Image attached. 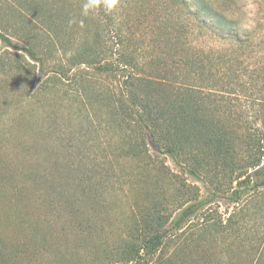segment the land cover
I'll return each mask as SVG.
<instances>
[{
	"label": "trees",
	"instance_id": "trees-1",
	"mask_svg": "<svg viewBox=\"0 0 264 264\" xmlns=\"http://www.w3.org/2000/svg\"><path fill=\"white\" fill-rule=\"evenodd\" d=\"M81 4L0 0V40L29 59L9 49L11 56H0V92L16 89L11 96L17 107L0 115V138L28 123L43 136L58 132L18 111L25 98L53 117L51 125L73 123V131L58 133L78 160L82 196L96 208L108 204V195L126 196L136 186L100 163L113 157L136 165L142 178L137 188L151 186L152 199L131 213L125 237L107 259L171 264L165 257L171 244L212 254L205 245L214 235L246 236L249 216L258 225L250 232L262 236L264 263V67H249L235 51L192 45V18L212 15L208 0H121L118 13L83 18L84 27ZM6 168L4 163L0 172ZM55 185L41 178L32 193L46 191L53 203ZM63 190L59 204L71 194L72 204L83 208L79 226L92 237L89 205ZM225 200L234 207L226 220L218 207ZM255 204L258 210L250 207ZM20 254V246L0 239V264H20Z\"/></svg>",
	"mask_w": 264,
	"mask_h": 264
},
{
	"label": "rangeland",
	"instance_id": "rangeland-1",
	"mask_svg": "<svg viewBox=\"0 0 264 264\" xmlns=\"http://www.w3.org/2000/svg\"><path fill=\"white\" fill-rule=\"evenodd\" d=\"M208 1L212 5V15L192 18L190 32L192 45L207 51H235L249 67H264V0ZM8 49L0 40V56L7 55ZM17 53L25 55L22 51ZM27 60L29 61L28 58ZM38 83L37 72L35 87ZM15 92L16 89H12L10 93ZM11 94L5 96L4 92H0V115L9 114L17 109L15 98ZM18 111L27 113L23 115L32 117L33 122L37 124L41 119L43 129L54 127L53 129H57L58 132L59 129L73 131V123L69 128L63 120H56L57 123L51 125L53 117L44 114L35 99H23ZM76 126L78 124L74 123V128ZM58 132L43 136L38 125L35 127L28 123L23 127L19 126L11 135L7 132L6 136H1L0 157L3 160H0V163L1 165L5 163L7 168L1 169L0 172V239L3 243L20 246L21 259L18 261L20 264H121L107 257L118 247L119 239L125 237L131 213L137 214L150 202L152 198L148 192H152L153 188L151 186L147 188L145 185L137 188V183L142 178L137 175L139 173L132 161L118 162L113 157H108L100 164L106 162L104 168L108 165L113 166L115 171L122 174L125 182L129 181L130 184L132 181L136 186L128 190L126 196L108 195L107 199L110 200L104 208L92 206L81 193L83 185L79 179L84 176L76 170V165H79L77 158H74L76 155L72 153L68 142L60 140L62 136ZM68 135L69 133H66L65 138H68ZM98 156L99 154L92 158L95 160ZM163 162H166L172 171H179L171 159L164 158ZM110 177L113 182L112 171ZM41 178L56 184L57 193L52 196L53 203L46 191L38 189L35 196L32 193L34 184L41 181ZM189 182L195 183L191 178ZM198 185L202 186L201 183ZM63 188L71 191L85 207L89 205L85 209L92 220L89 230L92 237L87 236L86 228L81 230L83 225L79 226L85 222L83 208L79 206L81 204L74 206L70 200L71 194L62 195L59 204L57 196L64 191ZM23 189L25 190L22 192ZM205 194L203 192V195ZM253 206L257 205L250 207ZM218 207L224 220L234 208L226 200L220 202ZM72 209H75L74 213H71ZM246 219L247 235L238 240L232 236L214 235L212 243L205 245L207 249L213 251L212 254L197 252L192 248L180 251L177 248H181L182 244L179 247L171 244L165 257L171 258V264H264L259 261L262 256L260 244L262 236L252 235L250 229L257 224L249 221L251 220L249 216ZM256 220L261 224L257 217ZM192 231L194 232L193 228L187 230L182 239L189 237V232ZM257 247L260 249L257 250Z\"/></svg>",
	"mask_w": 264,
	"mask_h": 264
},
{
	"label": "clouds",
	"instance_id": "clouds-1",
	"mask_svg": "<svg viewBox=\"0 0 264 264\" xmlns=\"http://www.w3.org/2000/svg\"><path fill=\"white\" fill-rule=\"evenodd\" d=\"M121 0H82L79 20V26L84 27V19L90 16H95L99 12H103L106 16H113L120 10ZM75 23L74 20H69V25Z\"/></svg>",
	"mask_w": 264,
	"mask_h": 264
}]
</instances>
